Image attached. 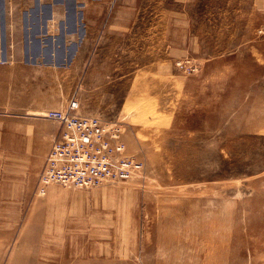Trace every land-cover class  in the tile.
Instances as JSON below:
<instances>
[{"label":"rangeland","instance_id":"374dc122","mask_svg":"<svg viewBox=\"0 0 264 264\" xmlns=\"http://www.w3.org/2000/svg\"><path fill=\"white\" fill-rule=\"evenodd\" d=\"M81 9H40L26 47L0 21V264H264V0ZM72 101L141 173L37 193L60 129L44 112Z\"/></svg>","mask_w":264,"mask_h":264},{"label":"built area","instance_id":"2783aa9c","mask_svg":"<svg viewBox=\"0 0 264 264\" xmlns=\"http://www.w3.org/2000/svg\"><path fill=\"white\" fill-rule=\"evenodd\" d=\"M76 102L65 109H47L44 117L60 126L37 179V193L47 185L89 188L129 179L142 172L143 162L126 155L120 128L97 115L76 113Z\"/></svg>","mask_w":264,"mask_h":264},{"label":"crops","instance_id":"0c3cea01","mask_svg":"<svg viewBox=\"0 0 264 264\" xmlns=\"http://www.w3.org/2000/svg\"><path fill=\"white\" fill-rule=\"evenodd\" d=\"M87 3H89V0H12V5L16 7V10L11 13L9 12L1 13L0 21L2 25L4 21L8 22V24L7 23L5 24L7 28L9 22L12 21L13 26L16 27L15 32L17 33L16 35L18 37L21 36L20 33L22 31L24 38V45L26 47L27 43L25 42V37L35 35L34 33H31L32 31L29 28L30 26L27 22L28 20L31 21V18L33 19L34 16L37 18L40 17V15H42L41 11L43 10V8L45 7L48 8V16H46L45 18L50 19V21H55V20L60 21L61 22L60 24H62V17L66 15V13L68 15L78 14V18L80 19L83 15V10L81 9V7L85 6ZM4 4L8 5L6 4V2ZM30 8L33 9L34 15L31 14ZM63 30L64 29L61 27L59 31L56 29L53 31L52 29L48 28L47 24H45V29L43 30L44 32L42 35L55 38L58 36L69 35L75 32V29H73L72 31L66 30V32L65 30L64 31ZM6 31L9 32L8 29ZM78 34L81 36L84 35L83 32ZM37 35L40 34L38 33Z\"/></svg>","mask_w":264,"mask_h":264},{"label":"bare ground","instance_id":"6f19581e","mask_svg":"<svg viewBox=\"0 0 264 264\" xmlns=\"http://www.w3.org/2000/svg\"><path fill=\"white\" fill-rule=\"evenodd\" d=\"M32 114H34V115H39V114H41L40 112H38V111H34V112H31ZM51 147V146H50ZM50 149V148H49ZM49 149H48V151H49ZM48 151H47V153H48ZM47 153H46V155H45V158H46V156H47ZM44 158V159H45Z\"/></svg>","mask_w":264,"mask_h":264}]
</instances>
